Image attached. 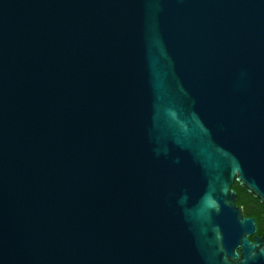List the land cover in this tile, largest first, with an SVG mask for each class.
<instances>
[{"label":"water","instance_id":"water-1","mask_svg":"<svg viewBox=\"0 0 264 264\" xmlns=\"http://www.w3.org/2000/svg\"><path fill=\"white\" fill-rule=\"evenodd\" d=\"M235 182L264 0H0V264H264Z\"/></svg>","mask_w":264,"mask_h":264},{"label":"trees","instance_id":"trees-1","mask_svg":"<svg viewBox=\"0 0 264 264\" xmlns=\"http://www.w3.org/2000/svg\"><path fill=\"white\" fill-rule=\"evenodd\" d=\"M232 187L236 190V204L241 208L243 215H255L259 233L264 231V206L244 188L240 187L237 182Z\"/></svg>","mask_w":264,"mask_h":264},{"label":"flooded vegetation","instance_id":"flooded-vegetation-1","mask_svg":"<svg viewBox=\"0 0 264 264\" xmlns=\"http://www.w3.org/2000/svg\"><path fill=\"white\" fill-rule=\"evenodd\" d=\"M263 206H264V205H263ZM247 217H253V218H254V220H255V215H253V216H247ZM255 223H256V226H257V231H256V234L260 236V235H261V234H262L264 231H262V232H260V233H259L258 224H257V222H256V221H255ZM250 237H252V236H250ZM250 237H249V238H250Z\"/></svg>","mask_w":264,"mask_h":264}]
</instances>
